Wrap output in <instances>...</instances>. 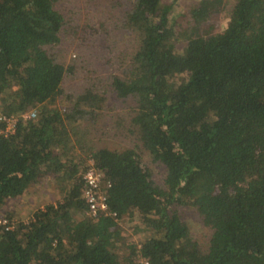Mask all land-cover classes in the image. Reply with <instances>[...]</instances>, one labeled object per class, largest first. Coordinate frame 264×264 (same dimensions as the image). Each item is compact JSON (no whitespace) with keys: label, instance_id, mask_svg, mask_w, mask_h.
<instances>
[{"label":"trees","instance_id":"obj_1","mask_svg":"<svg viewBox=\"0 0 264 264\" xmlns=\"http://www.w3.org/2000/svg\"><path fill=\"white\" fill-rule=\"evenodd\" d=\"M62 1L75 3L0 0V111L35 113L0 137V264H264V0H126L98 29L72 26ZM111 121L130 147L102 140ZM90 161L106 193L95 215ZM46 182L59 200L17 220L7 203Z\"/></svg>","mask_w":264,"mask_h":264},{"label":"rangeland","instance_id":"obj_2","mask_svg":"<svg viewBox=\"0 0 264 264\" xmlns=\"http://www.w3.org/2000/svg\"><path fill=\"white\" fill-rule=\"evenodd\" d=\"M161 1L163 4H167L172 0H161ZM197 1L198 0H178L176 7L178 10L185 11L190 9L192 5L195 4ZM125 2L126 0H75V3H70V2L64 3L62 1L60 4H58V7L63 8L64 13L69 12V14H67V17L71 18V20L70 19L68 20H70L71 22L70 24L72 26H79L78 28L82 29L85 27V23H87V20L92 18L93 26H95V28L98 29L100 27V21L102 19L107 25L109 24L108 27L112 26V24L114 23L113 21L116 20V17L118 18V12L120 13L125 9L124 8ZM227 21L228 20L226 19L225 14L224 13L221 14L217 23V27L219 31L224 28ZM120 42L121 45L126 44L127 46L128 40L126 41V39L121 38ZM68 47H69L68 42H65L63 49V50H67L66 52H63V55L65 57L64 58L65 63H70L74 57L73 50L72 49L68 50ZM103 74L105 75L104 71ZM110 102H113V98H110ZM120 107L126 108L125 105L122 106L121 104L119 105L117 104L113 108H120ZM115 111L116 114H118L117 110H114V112ZM112 121L110 122V124L104 123L106 125L103 126L107 127V130L105 129L106 130L105 137L102 140L108 142L107 143L108 146L111 147H116V146L124 147V148L130 147L131 146L130 138L124 139L123 135L121 134H118L116 135V137L114 136V138H111L112 133L108 132L109 131L108 128L111 129ZM113 139L116 141V144L111 142ZM144 160L148 165V167L151 169L156 183L162 185L164 178L163 177L164 171L162 167L155 163L151 164L150 160L146 157L144 158ZM58 191L59 190L57 186L50 182H46L41 186H31L26 194H24L23 196L19 197L16 200L9 201L7 203V208L9 211L14 212L17 220L26 221L28 217H30L31 214L36 209L44 207L47 204H52L57 202L59 200ZM182 211H183V216L191 229V233L196 238V240H200V241L206 240L209 231L205 227H203L197 214L190 209H182ZM135 225L136 222L135 224H132L129 227L125 222V224L120 226V233L131 235L133 232L132 229ZM132 237L133 239L136 240V242H142L143 240V237L141 238V235H135V236L132 235Z\"/></svg>","mask_w":264,"mask_h":264},{"label":"built area","instance_id":"obj_3","mask_svg":"<svg viewBox=\"0 0 264 264\" xmlns=\"http://www.w3.org/2000/svg\"><path fill=\"white\" fill-rule=\"evenodd\" d=\"M34 112H27L21 115H3L0 111V137H7L15 133L18 122L22 120L34 119ZM83 179V197L87 202L88 209L95 215L98 212H106V193L103 188V174L94 167L93 162L90 161L88 169L82 176ZM109 187V185H106ZM0 226H6L9 229L8 223L5 219H0ZM141 264H148L145 260Z\"/></svg>","mask_w":264,"mask_h":264}]
</instances>
